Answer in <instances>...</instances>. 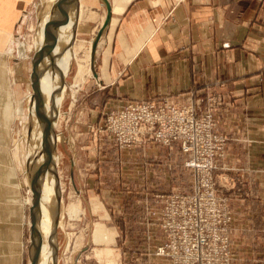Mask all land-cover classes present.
Listing matches in <instances>:
<instances>
[{
  "label": "crops",
  "instance_id": "crops-1",
  "mask_svg": "<svg viewBox=\"0 0 264 264\" xmlns=\"http://www.w3.org/2000/svg\"><path fill=\"white\" fill-rule=\"evenodd\" d=\"M31 1L0 0V264H28L26 220L30 223L33 214L23 205L10 149L15 98L11 82L20 80V69L7 56L22 11ZM108 1L112 17L90 85L97 107L88 116L91 126L83 128L90 131L108 112L127 103L168 98L202 105L206 97L220 96L214 132L227 142L215 173L232 212L231 264H264V0ZM103 140L121 178L145 185L127 194L112 192L114 197L105 202H112L111 215L130 220L125 227V219L122 229L133 231L138 228L133 221L159 207V186L172 175L163 170L164 152L171 158L182 155L180 146L149 143L119 149L108 138ZM92 142L97 156L85 167L94 168L88 182L95 184L93 198L103 201L102 145ZM168 163L173 170V162ZM157 240L154 236L152 243ZM147 264L166 261L155 257Z\"/></svg>",
  "mask_w": 264,
  "mask_h": 264
},
{
  "label": "rangeland",
  "instance_id": "rangeland-1",
  "mask_svg": "<svg viewBox=\"0 0 264 264\" xmlns=\"http://www.w3.org/2000/svg\"><path fill=\"white\" fill-rule=\"evenodd\" d=\"M46 1L47 0H32L24 7L14 37L11 39L7 56L9 61L17 64L20 69V78L18 77L20 80L18 82H11V86H13L11 93L13 98H15L13 124L10 129V149L14 152L17 161V175L19 185L22 189L23 205L26 210L30 207L32 214H35L36 218L38 215H36V210L32 206L33 200L27 181L25 156L29 159V153L38 155V151H36L37 145L35 144L34 146L33 143V138L39 131L38 124H36L37 120L35 119H37L38 116L42 117L43 113L41 112L40 107L35 108L34 102L39 99L33 97L31 85L32 61L39 55L40 59L38 61V68H36V85H39L50 77L51 71L55 73L54 70H56L55 67H51L48 70L44 62L47 54L49 56L52 54L49 47L51 46L52 49V47L54 48L55 46V43L52 42L55 41V38L52 35L55 33L57 28V25L55 24L58 22L61 23L60 20H63L64 23L62 27L65 29V38L63 36V31H59L56 34L59 39L57 49H59L60 43L62 44L65 39L69 49L71 46L76 47L79 45L87 48L89 45L91 46V41L94 40L106 16V9L98 0H78V11L76 14H74L72 5L67 8V10H64V8H66L64 4H66L68 0H65V2H63L64 0H58L56 4L53 5L55 6L54 11L51 12L52 15L57 12L58 17L55 18L56 21L54 19L52 23L50 22L48 31L47 23L45 22L46 16L43 14L41 15L42 6ZM62 16L65 18H62ZM74 26L75 31L73 34L72 31ZM50 33L51 37H49ZM103 41L104 36L99 40V44L97 45L98 51L102 46ZM62 54L63 57L66 56L64 53ZM97 55L98 54L95 56V69L97 64ZM73 72L74 64L71 66L64 79L65 83L70 86L67 97L65 98L62 106L57 107L53 114L54 120L52 124V131L54 132L56 141L55 153L52 155L53 158H46V155L43 157V152L41 157H37L35 160L30 154L31 162L33 160V171L38 167H42V165V170H44V168L51 167L53 164L56 165L54 168L52 167L53 170L50 172L51 174L49 173L48 175L51 183V186H49V190L52 194L51 199L46 201L43 195L44 192L41 191L40 220L37 218L35 226L32 224V220L30 223L26 220V228L28 230L30 228V232H26L27 235L25 239L24 249L27 251L25 254L26 259H28V264H38L40 260L41 248L43 249V246H45L44 250H47V253L49 251L50 254L48 256V260L49 258L52 260V251L51 248H49L48 240L43 241L45 239L42 238L43 240L41 241V235H39L40 233L36 230V225L39 224L43 231H48L49 234L51 233L52 224L49 215V208L52 206L53 208H57L59 221L56 234L59 264H147L148 259L152 261L155 257L157 259L160 258L155 255V249L164 242V235L157 225L158 216H152L151 213L153 211L151 212V210H148L147 214L142 218L140 217V219L137 218V221H133L136 226L138 225V228L133 231H127V228L122 229L121 225H123L126 219V223L128 225H125V227H129L130 220H128L125 216L111 215L109 210L112 202H108L110 204L105 203L108 201V197L113 198V193L127 194V192L132 190L137 191L145 187V185L143 182H133L130 178L125 176V173L123 174V177H125L121 178L120 168L118 167L117 162L114 161L115 157H112L113 159H111L110 156L112 155L106 151L107 143H105L103 139L107 137L106 135L101 134L99 126L102 125L104 119L111 111L104 116V119L100 124L92 127L93 129L90 131H86L83 128L89 125L87 123L89 120L88 116L92 110L91 108L97 107V105L93 103L94 99L90 96V92L92 90L90 85L93 81V75L91 73L90 66L89 70L88 66L85 67L83 74L78 78L74 77V80L72 79ZM41 86H38L37 89L41 88ZM27 102H29L28 116L31 126H29L26 130L25 112ZM195 104L199 109L204 107V103H202V105L198 103ZM40 119L41 118H38V122ZM42 128L43 119L41 129ZM26 137L28 140H26ZM42 139L43 138H41L43 145L41 148L44 150L45 146L48 144L46 142L48 139H45V137L43 140ZM93 139L97 145H102L100 155L103 156V158H100V161L102 162V191H105V199L103 201L98 198H93V192L96 191L95 184H90L88 182L90 180V178H88L89 175H92V172H95L93 170L94 168H88V165L87 168L85 167L88 160L92 163V159L97 156L96 153L93 152ZM27 143H31V147L29 148L27 155H25ZM182 155L178 156V154H173V157L171 158L167 156L166 151L164 152L162 160L164 162L163 170L172 175H168L169 178H166V176L163 178V183L159 186L162 191L159 193L161 194L159 196H167L174 194L175 192H191L192 189L189 191L188 188L192 187L195 175H193V173L185 166L188 156L186 157L183 153ZM39 161H42L43 163L41 162V165H39ZM171 161L173 162V170L169 171L168 162ZM72 162L74 163V168L73 177L71 179L70 171ZM89 166L91 167V165ZM216 170L217 166L213 173L215 188L221 196L225 197L219 189L215 173ZM55 177H57L56 180ZM141 184L142 187L140 188ZM93 185L94 187H92ZM99 187L100 186L98 184V192ZM55 193L56 196L54 195ZM226 200L228 203L227 198ZM95 203H99V205ZM70 205L77 211V219L74 221L68 220L64 214L66 207ZM44 211L46 212L44 213ZM42 217L45 218L47 231L42 226ZM37 233L39 234L37 235ZM154 236L158 237L155 245L152 243Z\"/></svg>",
  "mask_w": 264,
  "mask_h": 264
},
{
  "label": "built area",
  "instance_id": "built-area-1",
  "mask_svg": "<svg viewBox=\"0 0 264 264\" xmlns=\"http://www.w3.org/2000/svg\"><path fill=\"white\" fill-rule=\"evenodd\" d=\"M220 96H209L202 109L193 102L180 104L168 98L127 103L111 111L101 134L120 149L155 143H178L193 175L190 193L159 196L157 225L164 235L155 255L166 264H231V211L215 188V160L222 157L226 137L214 132V112Z\"/></svg>",
  "mask_w": 264,
  "mask_h": 264
},
{
  "label": "bare ground",
  "instance_id": "bare-ground-1",
  "mask_svg": "<svg viewBox=\"0 0 264 264\" xmlns=\"http://www.w3.org/2000/svg\"><path fill=\"white\" fill-rule=\"evenodd\" d=\"M57 1L58 0H47L46 2H44V5L42 6V9H41V15L43 14L44 16H46L45 22L47 23L48 31H49L50 22L52 23V21H54V19L58 17L57 16V12H55V14H53V15L51 13V12L54 11V7L55 6H53V5L56 4ZM63 2H65V0ZM64 5L66 6V4H64ZM70 6H68L66 8L63 7V8H64V10H67V8H69ZM110 7H111V5H110ZM106 14H107V11H106ZM111 14H112V9H111ZM63 17L64 16H62V18ZM55 21H56V19H55ZM60 21H61V23L60 22L58 23L57 28L55 30V33L52 32L53 33L52 35L55 38L54 40L56 41V42L52 41L53 43H55V46L53 45L54 48L52 47V49H51V46L49 45L50 46L49 48L52 51L51 52L52 54H50L51 56H49L47 54V56L44 59L45 66L47 67V69L49 70L51 67H55V69H56V70H54L55 73L51 71L50 77L48 79H46L43 83H41L39 85H36V88L38 86H41V85L42 86H41V88H38L39 89L38 92H39L40 96L38 95L36 97V99H39V100H37L34 103H35V107L37 105H38V107H40V110H41V112L43 114H42V117L40 116L41 119H40L39 122H38L37 119H35V120H37L36 124H38L39 131L35 134V136L33 138V143H34V146H35V144L37 145V147H36L37 150L36 151H38V155L37 154H33V153H29V155H28L29 156V160H31V156L36 160L37 157L38 158L41 157L43 152H44V154L42 156L44 157L46 155V158H49V155H48L49 154L48 144H47V146H45V149H44L45 151L42 150L43 148H41V146L43 145V142L41 141V138L44 139V137H45V139H47V137H48L47 120H48V118L50 120H54L53 114H54L56 108L62 106V104H63V102H64V100L67 97V94L69 92V87L70 86H68L65 83L64 79L67 76V74H68V72H69V70H70V68H71V66L73 64H74V72H73V75H72V79L74 77L78 78L79 76H81L83 74V71H84L85 67L88 66V70H89V66H90V62H91V51H92V42L93 41H91V46L89 45L87 48L79 45V46H76V47H72L71 46V48L69 49L67 47V43H66V39H65L62 44L60 43L59 49H57V43H58V40H59L58 37L56 36L57 32L63 31V36L65 38V29H63V27H62L64 21L63 20H60ZM50 35H51V33L49 34V36ZM49 42H50V40H49ZM98 44H99V41H98L97 45ZM56 49H57V54H56ZM97 51H98V48L96 47L95 56L97 54ZM62 53H64L66 56L63 57ZM71 82H72V80H71ZM35 96L36 95H34V93H33V97L34 98H35ZM39 115H41V114H39ZM45 115H46V117H45ZM42 119H43V128L41 129ZM30 154H31V156H30ZM43 157H42V159H43ZM41 162L42 161H39V165H41ZM42 167H43V165H42ZM42 167H38V168H36V170L33 171L35 176H37V175H38V177H39V175L41 176V173L43 172L42 171V169H43ZM44 169H46V168H44ZM52 170L53 169H52V166H51V171H47L46 172V174L43 176L42 182L40 184L41 185L40 186L41 187V191L44 192L43 195H44V199H46V201L51 199V197H52L51 191L49 190V186H51V183L49 181L50 179L48 178V175H49L50 172H52ZM45 212L46 211H44V213ZM64 214L68 218V220H73L74 221V220L77 219V211L71 205L66 207V210H65ZM42 226L47 231V227H46V224H45V218H43V217H42ZM38 227L40 228L39 224L36 225V230H38V232L40 233V234L37 233V235L38 234L41 235V241L43 239H45L43 241H47L48 240V236H49L48 231L45 232L41 228L39 230ZM38 238H39V236H38ZM44 247L45 246H43V249L41 248V254H40L41 264H51V262H52L51 259L49 258V260H48V256L50 255L49 251L47 253V250L45 251ZM40 260H39L38 264H40ZM34 262H36V261H34Z\"/></svg>",
  "mask_w": 264,
  "mask_h": 264
},
{
  "label": "water",
  "instance_id": "water-1",
  "mask_svg": "<svg viewBox=\"0 0 264 264\" xmlns=\"http://www.w3.org/2000/svg\"><path fill=\"white\" fill-rule=\"evenodd\" d=\"M101 5L106 8L107 14L105 17V20L101 26V28L99 29V31L97 32L93 42H92V51H91V65H90V70L91 73L93 75V77H96L95 74V52H96V47H97V43L99 41V39L105 34L110 21H111V7L110 4L108 2V0H98ZM72 5L73 9H74V14H76V12L78 11V0H68V2L66 3L65 7H68ZM75 20H76V15H75ZM59 23V22H58ZM58 23H56V25H58ZM76 26V24H75ZM75 26L73 28L72 33L74 34L75 31ZM48 37V36H47ZM51 37V35L49 36ZM49 39V38H48ZM34 58V57H33ZM40 57L39 55L36 56L33 61H32V74H31V85H32V90L35 96V98L40 94L38 92V89L36 88V79H37V69L38 68V61H39ZM41 99V98H40ZM38 105L35 107L37 108ZM28 109H29V102H27V108H26V112H25V129L27 130L29 128L30 125V120H29V116H28ZM40 118V116L37 117ZM52 123L53 120H50L48 118L47 120V131H48V141H46L48 143V147H49V157L50 159L53 158V154L55 153V146H56V141H55V135L54 132L52 131ZM26 140H28V138L26 137ZM31 147V143H27V149H26V154L29 150V148ZM25 161H26V166H27V181H28V185L30 188V192L32 194V200H33V208L36 210V215L37 218L39 219V214H40V198H41V182H42V178L43 176L46 174L47 171H51V167H47L46 169L42 170L43 172L41 173V176L38 175L35 176L33 173V160L31 162V160H29L26 156H25ZM56 165V164H55ZM55 165L53 164L52 167L54 168ZM52 168V169H53ZM73 168H74V163H71V179L73 177ZM38 177V178H37ZM57 179V177H55V180ZM56 196V193L54 194ZM49 215L51 218V224H52V230L51 233L48 236V243H49V248H51L52 254H51V258H52V264H59V257H58V245H57V239H56V234H57V229H58V214H57V208H53L52 206H50L49 208ZM37 218L35 217V214L32 216V224L35 226L36 224V220ZM36 260V259H34Z\"/></svg>",
  "mask_w": 264,
  "mask_h": 264
}]
</instances>
